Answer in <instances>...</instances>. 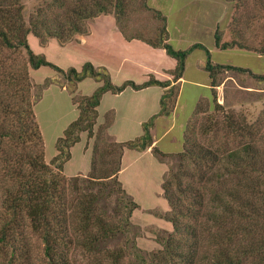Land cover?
<instances>
[{
  "label": "trees",
  "instance_id": "1",
  "mask_svg": "<svg viewBox=\"0 0 264 264\" xmlns=\"http://www.w3.org/2000/svg\"><path fill=\"white\" fill-rule=\"evenodd\" d=\"M140 1L144 3L145 0ZM24 9L23 0H0V264H33L30 236L41 243L42 260L38 264H73L75 248L87 256L103 250L110 264H121L128 246L110 249L103 244L127 233L133 225L130 221L133 211L140 208L119 181L122 155L125 149L143 151L150 146L159 162L164 163L165 157L172 159V163H165L167 170L161 183L167 204V211L161 217L171 231L166 236L156 235L161 248L147 255L138 254L133 264H264V190H257L254 177V172H262L264 166V162L258 160V150L252 143H244L221 154L196 139L200 131L198 116L207 108L214 111L220 108L216 87L220 84L221 73L248 68L212 61L209 50L201 43L183 50L173 48L167 41L165 16H161L162 26L155 43L125 34L121 26L124 0H48L44 8L38 7L27 19ZM111 13L126 39H141L152 47L163 48L174 58L172 79L150 75L141 83L128 79L117 85L104 66L85 61L80 68L64 69L30 47V35L40 43L52 38L64 44L76 35L86 34L85 23L89 20ZM214 44L220 50L234 49L236 45L235 41L222 40L218 28L214 32ZM196 48L203 49L206 54L204 70L211 97L206 103L201 98L195 105L185 126L182 150L176 154L164 153L152 146L150 128L157 115H168L174 110L180 91L178 80L183 76L186 57ZM258 53L264 56V51ZM40 66H50L61 74L67 84H59H65L72 92L86 77L100 82L91 94H73L72 102L78 109V116L57 138V152L50 161L44 157L34 96H39L52 79L47 78L43 88H38L33 95L35 84L29 75L30 69ZM257 77L263 79L264 73ZM151 85L163 88L159 109L142 123L143 132L139 137L123 142L111 138L108 129L114 121L113 110L105 114L102 124L95 130L98 105L104 93H120L127 87L138 90ZM227 123L228 133L246 130L231 118ZM81 132H87L93 139L90 170L86 176L67 177L63 167ZM232 177L238 178L236 183L222 189L223 182ZM214 184L221 188L212 189ZM110 196L116 197L113 209L119 214L116 222L108 220L99 208L101 199ZM204 218L217 230L211 236L210 254L201 260L198 255L201 231L196 223ZM236 220L243 222L236 225ZM239 235L247 240L237 242ZM129 248L141 251L134 239Z\"/></svg>",
  "mask_w": 264,
  "mask_h": 264
},
{
  "label": "rangeland",
  "instance_id": "2",
  "mask_svg": "<svg viewBox=\"0 0 264 264\" xmlns=\"http://www.w3.org/2000/svg\"><path fill=\"white\" fill-rule=\"evenodd\" d=\"M47 1L48 0H23L25 18L27 19L29 16H32L38 7L44 8ZM162 2L166 3V0H145L144 3L140 0H124L121 26L125 34L137 36L152 43L157 42L158 29L162 26L161 16H164L165 12H163V9L166 8ZM223 2L225 6L222 5V14L225 19L219 23L220 25H216L215 30L218 28L222 40L235 41L236 45L234 49L222 50L219 53L213 51L210 58L214 62L248 68V70L228 69L221 73L220 84L216 87V100L220 104V108L215 111L211 108H207L204 113L198 116L197 126L200 125V131L196 133V139L206 147L221 151V154L227 150L235 149L244 143H252L258 150V160L264 162V78L257 77L258 74L264 73V59H256L253 53L264 51V0H223ZM111 10L113 12V9ZM195 10L196 7H193L191 12L194 13ZM111 15L113 16L112 13ZM94 19L85 23L87 28L86 34L90 33V23ZM172 25L173 20L171 18L169 19V26L171 27ZM48 40L49 38L46 39V43ZM73 40L78 42L77 35L64 44L58 43L63 46ZM194 41L199 40H195L192 35H188L185 41L183 40L182 43L179 42V48L175 49H187ZM46 43H40L39 40L37 41V45L40 47L46 45ZM200 43L207 44L205 40H201ZM238 46H242L244 49H238ZM50 49V55L53 54V59L48 60L60 67L58 63L54 62L57 51H55L54 48ZM188 58L186 75L192 73L195 79L196 76H201L202 74L207 76V72L205 70L201 71V68L196 70L192 69L195 66V60L202 61L200 62L202 63L201 66H204L206 54L203 49H194ZM67 59V56L59 58V60L63 62ZM69 67L71 66L66 67V69ZM105 68L111 79H113L110 73L111 71L107 67ZM51 72H53V69H51L50 66H40L36 69L29 70L30 78L35 84L32 91L33 95L37 94V89L43 86L48 76V78H51V76L48 75V73ZM253 72L258 74L255 75ZM128 79L135 81V79L132 78H126L125 80ZM51 82H64L67 84V81L57 72L56 78L52 79ZM112 82L118 85L123 81L120 83L116 81ZM55 85L61 88L59 84ZM95 85H100V82L91 77H86L78 83V87L74 92H72V90H68V92L73 96L74 93H79L82 88L86 93L91 94L97 88V86L94 87ZM186 86L187 84L182 87L181 100L184 99ZM58 87H41L43 89H41L39 96H34V112L42 134L44 157L47 161H50V159L56 155L57 138L62 135L65 127L74 120H71L65 126L63 122L64 119L74 115L73 111L77 109L76 105L72 102V97L69 98L66 93L59 94L60 89ZM198 93L203 95L205 103L208 102L211 97L208 86L200 85V87H198ZM102 110L103 108L100 110L101 116L99 115V120H102ZM77 116L78 114H76L75 118ZM230 118L233 122H236L237 125L245 127L246 130L228 133V130H226L228 129L227 121ZM121 122L114 126V128H111V134H113L112 131L116 133V136H113L114 138L111 136L112 139L123 142L133 140L142 134L143 125H138L135 128H126V125ZM98 126L99 121L97 118L94 126L95 130ZM215 127L217 129L213 130ZM177 128L176 126L170 135L164 137L160 142V150L175 152H180L182 150L184 133H182L181 129ZM205 128L207 129L206 133H203L202 131ZM170 136H175L176 141H169ZM92 145L93 139L88 137L87 132H81L79 141L71 147L70 159L64 164V175L67 177L87 175L90 170ZM135 151L136 150L130 149L123 161L122 167L125 168L122 174L119 175V181L122 183L126 192L140 205V208H136L133 211L130 217V221L133 225L127 233L125 232V234L118 235L114 239H109L103 244L104 248L110 249L123 247L125 245L128 246L127 249H125V256L121 264H133L138 254L147 255L160 249L161 244L158 243L156 235L166 236L171 231L167 221L161 217L164 216L167 211V204L162 196L161 189L163 174L162 164L157 161L154 156H138ZM163 161L164 164L166 163L167 165L168 163H172V159L168 157L163 158ZM127 163L129 164L127 165ZM192 167L191 164L190 168ZM261 169L262 172H254V177L256 179L255 184L257 185L258 191L264 190V166H262ZM237 179L236 177H232L230 181H224L222 189H224V187H230V185L236 183ZM211 188L218 189L221 187L219 184H214ZM208 196L209 194L207 198ZM256 198L259 199L257 196ZM206 201L208 200L206 199ZM115 204V196L103 197L99 203V208L102 209L107 219L112 222H116L119 218V214H116L115 210H113ZM207 206V209H210L209 205ZM236 221V225L243 222L242 220ZM200 222L196 223L198 226L197 228L201 231L198 244V255L199 259L204 260L211 252V236L214 231L217 230V227H210L209 223L205 221V218ZM30 237L33 245V251L31 252L32 263L38 264V262L42 260L41 243L35 236ZM238 237L236 239L237 242H244L247 240L243 239V236ZM131 239L135 240L136 245L141 249L140 252H138L137 249L129 248ZM72 260L73 264H110L103 250L95 254L88 253L87 256L85 253L81 252L79 248H75L72 251Z\"/></svg>",
  "mask_w": 264,
  "mask_h": 264
},
{
  "label": "crops",
  "instance_id": "3",
  "mask_svg": "<svg viewBox=\"0 0 264 264\" xmlns=\"http://www.w3.org/2000/svg\"><path fill=\"white\" fill-rule=\"evenodd\" d=\"M163 4L166 6L163 12H165L166 29L168 31L167 41L173 48H179L180 43H182L183 40L185 41L188 35H192L195 40H199L194 41L192 44L200 43L201 40L207 42L206 45L203 43L201 44L209 50L210 55L213 51L217 53L222 51L214 44V31L216 25L225 19L222 14V5L225 6L223 0H166V3ZM193 7H196L194 13L191 12ZM171 18L173 20V25L170 27L169 19ZM77 38L78 42L73 40L63 46L59 45V43L52 38L42 47L37 45L38 40L31 35L28 37V41L33 51L43 53L46 58L50 60L53 59V54L50 55V48H54V50L57 51L54 62L58 63L60 67L64 69L68 66L80 68L82 63L88 60L94 66L107 67L111 71L110 73L113 78L111 80L118 83L124 81L126 78H132L135 79V83H141L147 80L150 75L158 79H172L171 70L175 66L174 58L169 56L163 48L152 47L141 39H126L120 32L111 14H101L95 17L90 23V33L86 35L79 34ZM191 53L186 57L183 76L178 80L180 91L174 110L168 115H157L150 128L153 139L152 146L158 149L160 142L164 137L169 136L176 126L178 127L177 129H181L182 133H184L186 123L191 117L195 105L198 100L203 98V95L198 93V87H200V85L208 86V78L204 76V74L196 76V79L192 73L186 75L188 57ZM253 53L256 59H264L262 54ZM63 56H67L68 58L64 62L59 60V58ZM194 62L195 66L192 68L193 70L201 68V71H204V66H201L202 63H200L202 61L195 60ZM48 75L51 76L49 79L56 78V72L54 70L48 73ZM55 84L59 83H51L50 86L48 85L47 87H58ZM186 84L185 96L184 99L181 100L182 87ZM96 86L97 85L94 87ZM60 87L61 88L58 87L60 89L59 94L66 93L69 98L72 97L65 84L60 85ZM162 91V87L151 85L138 90L127 87L120 93H104L98 105L97 118L99 125L102 124L105 114L110 110H113L115 113L114 121L109 128V133L112 137L116 136V133L112 131L113 134H111V128H114V126L122 120L121 123L126 125V128H135L138 125H142L148 117L158 112V101ZM79 93L88 94L82 88ZM101 108H103L102 120H99ZM73 113L74 115L64 119L63 122L65 126L71 120L75 119L78 110H74ZM171 140L176 141V137L170 136L169 141ZM129 151L130 149L124 150L121 160L122 165ZM135 152H137L138 156H154L151 151V146L143 151L136 150ZM162 152L175 154L179 151L163 150ZM160 163L162 164L163 180V176L167 169L163 162ZM128 164L129 163H127V165ZM122 165L118 176L122 174L125 168L122 167Z\"/></svg>",
  "mask_w": 264,
  "mask_h": 264
}]
</instances>
